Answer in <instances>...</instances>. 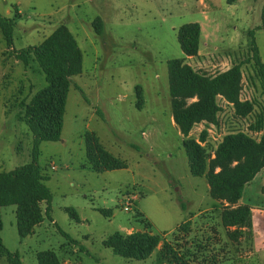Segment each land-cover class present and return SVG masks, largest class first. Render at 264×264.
Instances as JSON below:
<instances>
[{"label": "rangeland", "instance_id": "rangeland-1", "mask_svg": "<svg viewBox=\"0 0 264 264\" xmlns=\"http://www.w3.org/2000/svg\"><path fill=\"white\" fill-rule=\"evenodd\" d=\"M204 1L214 3V9L206 11ZM230 4L227 0H0L1 15L14 18L19 14L13 33L15 50L40 44L65 24L83 53V73L72 78L61 140L39 146L38 164L48 176L50 216L56 224L45 218L31 235L22 238L16 226V207L1 210L3 244L10 253L19 254L23 264H38L37 254L46 251L57 253L62 264H207L219 255L231 259L220 264H264V255L249 258L251 245L245 237L234 241L228 237L227 231L235 230L222 226L223 204L218 205L209 195L205 177L190 173L183 138L172 123L168 61L185 58L178 29L200 23L206 11L216 21L204 24L202 55L186 63L209 75L243 64L241 99L253 101L255 111L247 118L237 117L233 107L219 98L218 124H198L190 137L198 141L201 131L207 129L202 146L213 157L229 133L242 131L257 139L261 135L250 126L264 110V96L247 59L248 32L255 30L264 62V28H260L264 0ZM98 17L104 23L102 35L92 25ZM46 85L38 64L31 61L24 66L0 34V172L32 163L33 136L17 114L24 112L22 101H29ZM138 87L145 100L142 110L136 107ZM87 133H94L127 168L102 174L92 171L86 164ZM52 165L57 169L52 170ZM128 194L137 199L126 212ZM246 197L252 207L263 206L256 227L252 222V235L256 234V243L264 242L261 187L253 184ZM42 207L45 210L46 204ZM68 208L77 211L80 223L70 217ZM141 219L161 239L150 258L125 259L104 246L117 231H144ZM187 221H191V232L178 233V227ZM60 230L78 245L68 243L61 248L67 240ZM195 247L199 252L194 256ZM0 264L11 263L0 256Z\"/></svg>", "mask_w": 264, "mask_h": 264}, {"label": "trees", "instance_id": "trees-1", "mask_svg": "<svg viewBox=\"0 0 264 264\" xmlns=\"http://www.w3.org/2000/svg\"><path fill=\"white\" fill-rule=\"evenodd\" d=\"M16 17L18 18L19 14L14 18L0 14V34L7 48L11 49L12 55L24 66H29L31 61L38 64L47 82V85L36 92L29 101H22L20 105L24 112L17 114V119L28 126L33 136L32 163L9 172H0V256L6 257L11 264H23L19 254L10 253L3 244L1 210L8 206L16 207V226L22 238L31 235L45 218L51 219L52 195L46 184L48 176L38 164L39 146L42 142L61 140L72 78L83 73V53L75 36L65 24L58 26L40 44L15 50L13 33ZM92 25L97 35H102L104 30L102 19L96 18ZM260 28H264V9ZM248 33L251 41L250 57L247 62L253 65L264 96V62L256 43L255 30ZM177 39L185 58L168 61L169 94L172 118L183 138L190 173L195 177H205L209 195L223 204L220 213L222 226L227 230L232 228L235 230L227 231L230 240L245 237L252 246L253 212L249 205L237 204L243 196L245 187L264 168V110L250 126L254 133H261L258 139L242 131L229 133L218 144L213 157L208 156L202 146L207 141L208 130L201 131L198 141L191 138L190 134L198 124H218V115L221 111L218 99L222 98L230 104L235 115L240 118L250 116L255 111V103L241 99L243 64H234L224 72L209 75L195 70L186 63L188 58L198 56L200 51L202 29L199 23L183 25L178 29ZM144 104L143 90L138 87L137 109L142 110ZM84 140L86 164L95 173L102 174L127 168V163L106 150L94 133H87ZM43 203L46 204L45 210L42 207ZM66 211L74 221L81 222L75 209L68 208ZM101 212L108 214L105 210ZM141 221L145 226L144 231H134L130 234L117 231L104 241V246L125 259L144 261L150 258L161 239L150 231V225L144 219ZM190 225L191 221L181 224L177 232L189 234ZM60 232L67 240L61 248L68 243L78 245V241L69 234L62 230ZM200 246L198 247L201 248ZM192 252L195 256L199 250L195 247V251ZM188 255L189 251L186 257ZM220 256V259L214 256L207 264L231 261L226 256ZM37 260L38 264H62L54 251L38 253ZM235 264L240 262L237 261Z\"/></svg>", "mask_w": 264, "mask_h": 264}, {"label": "crops", "instance_id": "crops-1", "mask_svg": "<svg viewBox=\"0 0 264 264\" xmlns=\"http://www.w3.org/2000/svg\"><path fill=\"white\" fill-rule=\"evenodd\" d=\"M227 1H228V3H231L230 6L233 7V6L238 5L242 0H227ZM211 3H210V5H206V2L204 1L203 8L206 11H210V10L214 9V7H215L214 3H212L213 5ZM204 9H202V10H204ZM206 11H203L204 19L199 23L200 26H201V29H202V40H201V47H200L199 54L196 57H200L202 55V45H203V37H204V24L207 25V23H210V22L214 23L216 21V19H214V18L211 19L210 17H208V15H206ZM196 57H191V58H188L187 60H191V59L196 58ZM172 123L175 124L174 121ZM253 184H258L261 187L262 192L264 194V168L257 174V176L254 178V180L245 187L243 196H242L241 200L237 204V205H249L250 206V208H251V210L253 212V215H252L253 226L256 227L257 222L260 220V217L262 216V213H260V211H261V208L263 206L262 207L259 206L258 208H254L250 204H248L249 202H247V201H251L250 198L246 197L247 190L251 186H253ZM219 204H222V203L220 201H218V205ZM210 211L211 210H209L207 212H210ZM51 220H52L53 224H56V223H54V220L52 218H51ZM255 238H256V234L253 236V243H252V246L250 247L251 250L249 252V258L251 256H255V257L258 258L259 256L264 255V242H257L256 243L255 242Z\"/></svg>", "mask_w": 264, "mask_h": 264}, {"label": "built area", "instance_id": "built-area-1", "mask_svg": "<svg viewBox=\"0 0 264 264\" xmlns=\"http://www.w3.org/2000/svg\"><path fill=\"white\" fill-rule=\"evenodd\" d=\"M51 169L52 170H56L57 167L52 165L51 166ZM137 199V195H133V194H128L127 197H126V202H125V205H124V211L126 212H129L130 211V208L132 206V203Z\"/></svg>", "mask_w": 264, "mask_h": 264}]
</instances>
